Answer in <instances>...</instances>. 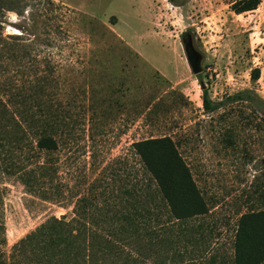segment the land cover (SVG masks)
Wrapping results in <instances>:
<instances>
[{
    "label": "rangeland",
    "instance_id": "obj_1",
    "mask_svg": "<svg viewBox=\"0 0 264 264\" xmlns=\"http://www.w3.org/2000/svg\"><path fill=\"white\" fill-rule=\"evenodd\" d=\"M52 1L50 19L45 4L32 12L36 27L13 11L0 13L5 39L13 44L17 39L9 35L24 38L23 47L0 56L2 78H17L24 91L26 85L35 98L31 105L52 103L57 141L50 158H37L50 159L53 167L45 190L54 198L45 199L20 180L34 165L26 159L32 151L15 142L19 129L1 122L3 258L36 264L30 249L13 257V245L52 216L75 217L85 198L88 226L118 233L121 251L106 264H232L240 215L264 208V115L246 101L228 100L243 89L264 100V0L241 13L232 8L237 0ZM22 25L24 32L17 28ZM184 33L203 54L200 73L187 61ZM37 66V75L49 73L40 89L33 86ZM204 88L224 103L219 109H204ZM32 111L41 113L36 106ZM164 135L189 166L208 205L205 215L186 222L170 218L135 154V141Z\"/></svg>",
    "mask_w": 264,
    "mask_h": 264
},
{
    "label": "trees",
    "instance_id": "obj_2",
    "mask_svg": "<svg viewBox=\"0 0 264 264\" xmlns=\"http://www.w3.org/2000/svg\"><path fill=\"white\" fill-rule=\"evenodd\" d=\"M16 1V0H15ZM174 3V0H169ZM261 0H237L232 8L236 13L254 10ZM23 4L22 9L12 5L13 1L0 0V13L3 11H13L25 22L31 23L33 27L38 24L35 11H40L39 6L45 4L43 8L48 19L53 10L52 0H17ZM49 5V6H48ZM25 12L28 16H25ZM42 14V13H41ZM4 21L0 19V56H6L8 51H17L16 47H23L24 38L21 34L17 36L9 35L11 39H17L10 44L3 36ZM21 32L25 27L17 26ZM21 39V40H20ZM22 41V42H20ZM46 42V43H44ZM44 44H50L47 35L44 37ZM24 49V48H23ZM43 68L48 69L50 65L49 54L42 58ZM3 63L0 62V125L5 121L4 128L19 129L20 137L15 142H23L31 151L28 155L31 168H26L21 174V181L29 191L40 192L45 199L54 198L52 193L45 190L46 185L51 187L52 165L50 159L40 161L39 156L47 154L48 158L57 149V141L54 136L55 120L52 113V103L50 101L33 102L41 113L37 115L31 105L34 96L25 91L17 78L12 76L2 78ZM35 69L32 77H38L33 85L36 89L40 81L49 82V73L37 75ZM28 80H32L31 78ZM252 78H259V69L252 72ZM32 82V81H31ZM38 92V90H37ZM229 102L246 101L253 107V112L264 115V100L252 89H243L231 95ZM202 103L207 112L219 109L224 103L213 101L206 88L202 91ZM33 106V107H32ZM12 107V109H9ZM14 108V109H13ZM1 129V126H0ZM135 154L146 173L154 181L158 193L164 202L170 218L177 222H186L189 219L205 215L208 212V205L200 192L189 166L185 162L178 150L176 142L167 135L160 137L145 138L133 143ZM22 149V147H21ZM14 165V164H13ZM10 166V168L13 167ZM48 182V183H47ZM52 188H54L52 186ZM48 189V188H47ZM83 203L75 209V217L69 220L52 216L44 223L36 227L35 230L26 234L18 240L12 247V255L25 254L28 249L37 254L36 264H106L108 256L117 255L116 251H121L120 245L115 242L116 231H111L108 235L99 233L97 229L88 226V213L86 212L87 200L83 198ZM4 233V226L1 225ZM118 234V233H117ZM114 237V238H113ZM5 239H0V244H4ZM123 250V249H122ZM137 253L140 251L134 249ZM115 254V255H114ZM130 258L132 253L127 254ZM114 262V260L112 261ZM119 262L118 260L116 263ZM264 263V208L250 209L240 215L235 229L233 239V262L232 264H263ZM0 264H27L24 261L13 260L8 263L0 253Z\"/></svg>",
    "mask_w": 264,
    "mask_h": 264
},
{
    "label": "water",
    "instance_id": "obj_3",
    "mask_svg": "<svg viewBox=\"0 0 264 264\" xmlns=\"http://www.w3.org/2000/svg\"><path fill=\"white\" fill-rule=\"evenodd\" d=\"M183 49L193 73H200L203 69V54L194 45L191 34L184 33L181 37Z\"/></svg>",
    "mask_w": 264,
    "mask_h": 264
}]
</instances>
